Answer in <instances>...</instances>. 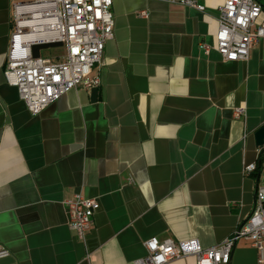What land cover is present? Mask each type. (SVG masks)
Wrapping results in <instances>:
<instances>
[{"label":"crops","instance_id":"crops-1","mask_svg":"<svg viewBox=\"0 0 264 264\" xmlns=\"http://www.w3.org/2000/svg\"><path fill=\"white\" fill-rule=\"evenodd\" d=\"M16 1L0 0V264H135L154 236L209 247L232 235L264 185V38L249 59L225 60L224 0H202L205 11L113 0L96 100L79 86L32 115L6 79ZM77 194L100 203L84 239L64 204ZM231 264H264V253L241 237Z\"/></svg>","mask_w":264,"mask_h":264},{"label":"built area","instance_id":"built-area-1","mask_svg":"<svg viewBox=\"0 0 264 264\" xmlns=\"http://www.w3.org/2000/svg\"><path fill=\"white\" fill-rule=\"evenodd\" d=\"M205 11L202 0H162ZM113 0H24L14 3V29L7 55L6 79L16 86L32 115H38L65 93L82 86L99 87L97 69L102 63L105 45L115 36ZM140 15L146 16L145 10ZM262 5L258 0H224L218 7L219 27L215 48L225 60H247L254 45L264 38ZM62 41L65 54L59 59L35 58L32 45L38 42ZM201 47L209 52L211 45ZM245 112L235 109L236 118ZM264 155V151L262 152ZM258 163L245 167L247 173ZM69 226L84 239L92 229L93 218L100 207L98 199L77 194L64 201ZM247 238L264 253V185L256 191L250 217L229 237L204 247L198 238L159 239L145 241L147 253L135 264H169L173 260L194 256L197 264H231L232 251L238 238ZM10 251L0 246V257Z\"/></svg>","mask_w":264,"mask_h":264},{"label":"water","instance_id":"water-1","mask_svg":"<svg viewBox=\"0 0 264 264\" xmlns=\"http://www.w3.org/2000/svg\"><path fill=\"white\" fill-rule=\"evenodd\" d=\"M58 46H64V43L62 41H53V42H38L32 45V52L33 56L35 58H39L42 54L43 49H47L50 47H58ZM98 87L92 88V99L96 100L97 94H98ZM256 142L259 146H264V126L259 128L256 133Z\"/></svg>","mask_w":264,"mask_h":264},{"label":"rangeland","instance_id":"rangeland-1","mask_svg":"<svg viewBox=\"0 0 264 264\" xmlns=\"http://www.w3.org/2000/svg\"><path fill=\"white\" fill-rule=\"evenodd\" d=\"M22 1H24V0H22ZM65 51H66L65 46L50 47L47 49H43L42 55L44 57L59 59V57H61L65 54Z\"/></svg>","mask_w":264,"mask_h":264}]
</instances>
